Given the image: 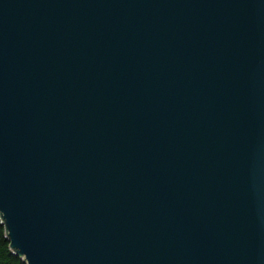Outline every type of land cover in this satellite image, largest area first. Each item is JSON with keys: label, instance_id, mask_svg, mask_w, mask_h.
I'll use <instances>...</instances> for the list:
<instances>
[{"label": "water", "instance_id": "obj_1", "mask_svg": "<svg viewBox=\"0 0 264 264\" xmlns=\"http://www.w3.org/2000/svg\"><path fill=\"white\" fill-rule=\"evenodd\" d=\"M0 221L27 264H264V0H0Z\"/></svg>", "mask_w": 264, "mask_h": 264}, {"label": "trees", "instance_id": "obj_2", "mask_svg": "<svg viewBox=\"0 0 264 264\" xmlns=\"http://www.w3.org/2000/svg\"><path fill=\"white\" fill-rule=\"evenodd\" d=\"M0 264H27L19 254L13 252L11 241L6 235V227L0 221Z\"/></svg>", "mask_w": 264, "mask_h": 264}]
</instances>
